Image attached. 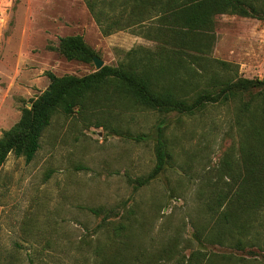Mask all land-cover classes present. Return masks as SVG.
Instances as JSON below:
<instances>
[{
  "label": "rangeland",
  "instance_id": "374dc122",
  "mask_svg": "<svg viewBox=\"0 0 264 264\" xmlns=\"http://www.w3.org/2000/svg\"><path fill=\"white\" fill-rule=\"evenodd\" d=\"M153 1L0 0V136L47 87V71L81 76L95 70L93 61L65 59L58 50L60 37L82 35L107 65L137 61L131 60L130 51L136 58L155 52L166 37L167 23L160 2ZM96 20L113 32L103 35ZM210 33L209 49L184 56L189 67L201 72L198 62L216 59L229 64L225 76L264 78V21L219 14ZM179 86H185L182 80ZM191 86L192 78H187V88ZM110 101L107 88L90 97L83 109L57 111L31 161L7 155L0 167V264H99L102 259L108 264L107 229L102 225L108 222V209L119 214L129 206L136 207L144 230L156 242L180 234L183 241L175 258L211 250L234 254L212 264H264L262 248L248 253L188 243L192 222L203 217L199 192L213 185L225 154H236V139L225 135L229 109L164 116L131 100ZM164 124L173 139L174 160L138 186L136 178L154 166L156 129ZM91 208L103 211L96 215ZM159 244L138 249L159 250Z\"/></svg>",
  "mask_w": 264,
  "mask_h": 264
},
{
  "label": "trees",
  "instance_id": "16d2710c",
  "mask_svg": "<svg viewBox=\"0 0 264 264\" xmlns=\"http://www.w3.org/2000/svg\"><path fill=\"white\" fill-rule=\"evenodd\" d=\"M156 1L160 2L159 10L167 23L162 45L155 52L145 51L139 58L135 52H128L131 60L137 61L104 64L81 76H58L47 71V87L30 100V107L21 109L19 119L0 136V167L9 153L31 161L44 129L57 111L70 114L83 109L90 97L107 88L108 104L113 103L112 99H127L164 116L171 112L193 116L226 106L229 118L225 135L236 139V154H225L215 168L217 177L213 185L199 192L203 217L200 222H192L193 234L187 241L205 248L228 247L248 253H253L254 248L264 249V78L225 76L223 70L229 64L216 59L204 61V66L198 62L201 69L198 72L184 58L191 56V51L202 52L212 46L210 31L216 15L236 14L264 21V0ZM153 2L145 0L146 4ZM87 6L93 13L92 4L87 2ZM113 22L118 23L115 19ZM97 24L103 35L113 32ZM58 50L65 59L84 63L91 62L96 55L80 34L60 37ZM182 71L192 78L191 88H187V78L180 77ZM180 80L185 86L177 88ZM90 101L99 103L96 98ZM167 128V124L157 126L155 163L145 177L136 178L138 186L149 183L174 160L173 139L167 136ZM205 179L211 180V176ZM91 211L99 215L103 210L91 208ZM113 211L108 209V222L102 225L107 229L108 264H161L171 260L176 264H212L234 256L196 250L187 258H175L183 241L179 233L167 234L156 242L144 230L146 224L137 217L136 207L129 206L125 213L112 214ZM157 243L162 246L159 250L138 249ZM98 246L103 244L99 242ZM99 264H105L104 260Z\"/></svg>",
  "mask_w": 264,
  "mask_h": 264
},
{
  "label": "water",
  "instance_id": "95a60500",
  "mask_svg": "<svg viewBox=\"0 0 264 264\" xmlns=\"http://www.w3.org/2000/svg\"><path fill=\"white\" fill-rule=\"evenodd\" d=\"M93 63H94V66H95V69L98 70L100 69L104 64H103V60L101 58H99L98 56H93V59H92Z\"/></svg>",
  "mask_w": 264,
  "mask_h": 264
}]
</instances>
